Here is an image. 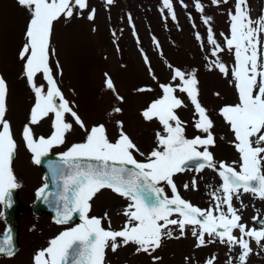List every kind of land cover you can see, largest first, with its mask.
<instances>
[{
    "label": "snow or ice",
    "instance_id": "1",
    "mask_svg": "<svg viewBox=\"0 0 264 264\" xmlns=\"http://www.w3.org/2000/svg\"><path fill=\"white\" fill-rule=\"evenodd\" d=\"M105 2L111 5L114 0ZM17 3L30 14L19 59L23 61V76L35 96L28 123L22 130L32 162L40 165L42 158L49 156L54 148L65 145L66 136L74 130V125L85 133L83 142L74 143L59 154L61 164L49 162L53 182L60 190L46 193L48 186L44 185L36 193L37 198L45 202H50L48 197L56 196L57 224L68 225L75 215L80 223L50 240L49 246L34 256L33 264H106L108 250L117 253L130 246L134 247V255L145 254L152 264H158L162 257L154 254L163 247L165 240L184 238L189 229L196 240V248L216 242L226 245L229 252L238 247L239 264H247L252 254L250 240L264 249L261 243L264 228H248L242 223L240 214L246 207L241 200L243 194L251 193L264 201V9L254 20L249 0H235V10L229 12L230 37L225 38L223 46L217 42L211 26L208 27L210 54L215 57L208 70H218L223 77H230L229 84L236 89L239 101L223 105L218 113L232 132L230 143L239 154V161L229 164L217 162L210 150L216 146L215 122L200 101L196 70L185 72L168 65L172 71L171 82L158 83L160 96L140 113L145 122L157 121L162 127L155 135L156 146L147 154L125 131L122 120H114L118 133L115 139L110 137L106 124L86 125L76 111L78 106L65 98L59 86L57 77L63 75V70L58 60L53 66L55 49L51 39L55 22L80 16L88 9V0H17ZM211 3L219 6L228 0H211ZM181 4L187 7L183 0ZM163 6L175 20L171 0H163ZM195 7L198 12H204L200 0H196ZM95 15L92 9L87 19L94 21ZM202 19L209 25L211 17ZM129 20L131 22V17ZM196 38L201 39L199 34ZM156 46L160 47L158 41ZM225 51L234 58L231 71L220 59ZM143 59L152 79L157 80L146 54ZM104 75V87L116 101L124 103L111 77L107 73ZM135 91L151 93L154 89L140 87ZM180 94L192 106L193 127L200 135L186 136L187 125L178 110L187 108L188 103ZM8 97V82L0 75V204L11 207L12 191L20 185L13 169L18 145L11 123L6 119ZM122 113L123 109L117 106L108 116ZM47 118L52 119L51 135L37 137L33 126ZM138 156L143 159H137ZM237 164L238 168L234 166ZM205 169L216 172L221 185L213 188L210 207L202 209L182 197L174 178L188 171L199 174ZM183 188L185 191L198 190L196 177ZM104 190L128 202L119 213L126 219L118 230L111 227L108 212L103 217L89 215L92 201ZM234 199L240 201V208L234 205ZM260 219L253 217L254 222ZM174 231L179 235L174 236ZM237 232L239 235L235 234ZM0 253L14 255L10 232L0 241ZM188 259L185 257L186 261ZM206 264H216L215 254ZM226 264H232L231 257Z\"/></svg>",
    "mask_w": 264,
    "mask_h": 264
},
{
    "label": "rangeland",
    "instance_id": "2",
    "mask_svg": "<svg viewBox=\"0 0 264 264\" xmlns=\"http://www.w3.org/2000/svg\"><path fill=\"white\" fill-rule=\"evenodd\" d=\"M176 19L173 20L163 0H114L111 5L105 0H88V9L80 16L61 19L55 22L51 46L55 49L53 66L59 61L63 75L58 76L59 86L69 101L78 107L76 111L90 126L106 124L112 139L117 137L114 120L124 122L125 131L132 137L140 150L147 154L154 148L155 135L162 131L157 121L145 122L140 113L153 100L157 99L161 90L159 84L171 82L172 71L168 65L185 72L196 70L199 80L200 101L209 110L215 122L214 134L216 146L210 149L217 162L232 164L239 161V154L230 141L233 134L218 114L225 104L238 103L234 86L229 78L223 77L218 70L209 71L208 65L215 57L210 54L208 43V27L211 26L218 43L224 45L225 38L230 37L229 12L235 10V0L226 4L213 5L211 0H200L204 12H198L196 0H171ZM251 16L255 20L264 9V0H249ZM95 9V20L89 21V12ZM29 12L18 5L17 0H0V75L8 82V112L6 119L10 121L18 148L13 169L17 182V198L21 208L16 214L18 221L17 250L14 255L1 257L0 264H33L34 256L49 246V241L68 227L75 225H55L49 216L33 214L29 207L36 200L38 189L44 186V174L38 165L32 162V154L25 147L22 130L28 123L30 109L35 103L34 93L23 76V61L19 52L25 43L24 33L30 17ZM211 17L209 25L203 23L202 17ZM131 17V22L129 20ZM195 25V26H193ZM95 29V30H93ZM223 33V36L221 35ZM197 34L201 37L197 40ZM160 47L157 48L156 42ZM146 54L157 80H153L145 64ZM207 58V59H206ZM220 59L231 68L233 55L227 51L220 54ZM105 73L113 80L124 103L115 100L113 94L104 87ZM43 83L42 80L38 81ZM140 87H151V93H138ZM219 93V96L215 95ZM188 107L178 110L181 120L186 122V136L192 138L200 135L193 127V109L187 98ZM121 107L123 113L109 117L113 107ZM52 119L47 118L39 125L33 126L35 135H47L52 132ZM85 133L74 125V130L66 136V143L54 148L52 154H61L74 143L83 142ZM137 159H143L137 157ZM238 168V164L234 165ZM193 177L198 180V190L185 191L183 185ZM175 182L182 197L202 209L212 204L211 192L219 188L221 179L216 172L205 169L202 173L184 172L178 174ZM211 186V187H209ZM166 192L171 195L170 190ZM246 206L241 210L242 223L248 228L259 230L252 219L264 215V201L253 194L241 196ZM127 201L109 190H104L92 201L90 216L103 217L108 212L111 227L119 229L125 217L120 215L127 206ZM234 205L240 208V201L234 199ZM107 227V221H104ZM6 230L4 211L0 204V232ZM239 235V233H235ZM179 232L174 231V236ZM207 239V238H206ZM264 244V241L261 242ZM196 240L191 230L181 239H166L163 247L154 255L162 257L158 264H206L213 254L216 264H226L232 258V264H239L237 257L240 249L231 252L226 245L219 242L207 244L202 248L195 247ZM253 251L247 258V264H264V249L250 240ZM185 257L189 259L186 261ZM106 264H152L145 254L134 255V247L121 248L117 253L108 250Z\"/></svg>",
    "mask_w": 264,
    "mask_h": 264
},
{
    "label": "water",
    "instance_id": "3",
    "mask_svg": "<svg viewBox=\"0 0 264 264\" xmlns=\"http://www.w3.org/2000/svg\"><path fill=\"white\" fill-rule=\"evenodd\" d=\"M49 162H52L53 164H61V161H60V159H57V158H53V159L42 158V164L47 169V178L49 180V185H48V187L46 189V193L47 192L56 193V192H58L60 190V187L53 182L52 173H51L50 168H49ZM56 199L57 198L54 195L48 197V200L50 202H45L43 198H39L38 201L36 202V204L32 207V210L34 212H41V211H44V209L45 210H49V211H51L53 216L56 218V215H57V212H56V207H57ZM50 207H52L53 210H50ZM75 217H76V215L74 216V218ZM8 220L10 222V226L12 228V231L15 234L17 224H16L14 213L12 215H9ZM261 224L264 225V221H262ZM1 238L5 239V236H2ZM0 254H5V253H0Z\"/></svg>",
    "mask_w": 264,
    "mask_h": 264
}]
</instances>
